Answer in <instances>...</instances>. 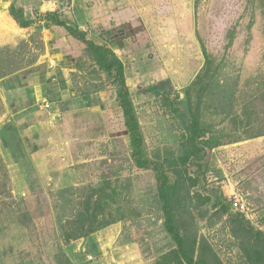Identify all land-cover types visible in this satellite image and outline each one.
<instances>
[{
	"label": "rangeland",
	"instance_id": "1",
	"mask_svg": "<svg viewBox=\"0 0 264 264\" xmlns=\"http://www.w3.org/2000/svg\"><path fill=\"white\" fill-rule=\"evenodd\" d=\"M4 1L0 264H186L154 165L193 261L264 264V0H185L178 25L123 43L132 59L112 46L148 169L115 70L47 23L19 31Z\"/></svg>",
	"mask_w": 264,
	"mask_h": 264
},
{
	"label": "crops",
	"instance_id": "2",
	"mask_svg": "<svg viewBox=\"0 0 264 264\" xmlns=\"http://www.w3.org/2000/svg\"><path fill=\"white\" fill-rule=\"evenodd\" d=\"M4 2L7 5L6 14L19 31H27L33 25H37L36 23H47L41 18L38 22H34L37 16L58 13L67 25L83 32L87 40L97 46H105L110 50L112 48L113 51L115 48L117 50L115 54L119 58L129 59H132L134 54L125 52L123 43L132 42V38L138 36L146 38L145 26L149 24L148 20L156 21L155 24L160 25L161 31L164 26L169 27V24L178 25L184 18L183 7L187 4L185 0H5ZM11 5L16 9H22L25 19L33 20L31 26L20 28L17 25L9 14ZM133 20L139 22L141 30H136ZM49 25L52 28L51 32L55 31L58 36L60 33H63L64 37L67 36L64 28ZM153 32L154 30L151 29L148 34L151 36ZM68 36L66 38H69ZM71 39L79 42L73 37Z\"/></svg>",
	"mask_w": 264,
	"mask_h": 264
},
{
	"label": "trees",
	"instance_id": "3",
	"mask_svg": "<svg viewBox=\"0 0 264 264\" xmlns=\"http://www.w3.org/2000/svg\"><path fill=\"white\" fill-rule=\"evenodd\" d=\"M9 14L20 28H28L33 23V20L25 19L22 9H16L13 5L9 7ZM40 18L41 20L47 21V24L64 28L71 37L86 45L87 50L93 53L94 61L102 71L111 73L113 69L115 70V81L119 86L116 98L123 113L125 127L130 136L132 144V157L138 168L148 169L150 165L147 162L142 161L140 158V147L142 140L138 133L137 123L134 117L131 102L129 100V92L125 83L124 66L122 62L109 48L105 46H97L93 42L88 41L83 32L79 31L76 27L67 25L63 20L60 19V16L57 13H46L45 15L40 16ZM153 169L156 171V177L159 183V194L164 200V211L166 214L164 226L167 232L172 235L174 241L176 242L180 257L186 264H205L202 261H193V259L189 257L184 251L182 240L178 235L177 229L173 226L170 200L167 193L165 192L166 179L159 168H155V165Z\"/></svg>",
	"mask_w": 264,
	"mask_h": 264
},
{
	"label": "built area",
	"instance_id": "4",
	"mask_svg": "<svg viewBox=\"0 0 264 264\" xmlns=\"http://www.w3.org/2000/svg\"><path fill=\"white\" fill-rule=\"evenodd\" d=\"M235 206H237V205H235Z\"/></svg>",
	"mask_w": 264,
	"mask_h": 264
}]
</instances>
